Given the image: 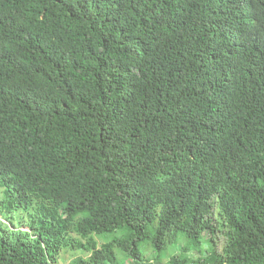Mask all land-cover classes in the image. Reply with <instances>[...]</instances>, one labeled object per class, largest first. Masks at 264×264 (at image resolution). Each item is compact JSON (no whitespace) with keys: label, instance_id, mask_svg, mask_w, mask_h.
Returning a JSON list of instances; mask_svg holds the SVG:
<instances>
[{"label":"trees","instance_id":"obj_1","mask_svg":"<svg viewBox=\"0 0 264 264\" xmlns=\"http://www.w3.org/2000/svg\"><path fill=\"white\" fill-rule=\"evenodd\" d=\"M180 239L264 264V0H0V264Z\"/></svg>","mask_w":264,"mask_h":264},{"label":"rangeland","instance_id":"obj_2","mask_svg":"<svg viewBox=\"0 0 264 264\" xmlns=\"http://www.w3.org/2000/svg\"><path fill=\"white\" fill-rule=\"evenodd\" d=\"M75 240H78L77 237H74ZM97 241L98 246L105 241V237H94ZM148 243L144 242L141 244V249L143 248L144 254L140 261L137 260H124L121 258L120 264H170V258L181 255L184 252V248H188L183 239H180L174 247L168 246L164 254L161 255V259L157 260L154 251L147 246ZM224 245V236L221 232H218L214 238V248L217 252H220ZM202 255L208 253L207 244L202 242L201 245ZM186 255L191 258L199 257L198 253H195L193 249L189 248L186 252ZM89 256V253L82 250H71L63 249L60 253V256L57 260V264H71V262L77 258H86Z\"/></svg>","mask_w":264,"mask_h":264}]
</instances>
